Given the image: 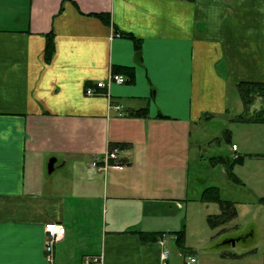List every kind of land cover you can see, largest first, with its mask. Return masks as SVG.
I'll return each instance as SVG.
<instances>
[{"label": "crops", "instance_id": "obj_1", "mask_svg": "<svg viewBox=\"0 0 264 264\" xmlns=\"http://www.w3.org/2000/svg\"><path fill=\"white\" fill-rule=\"evenodd\" d=\"M240 83L264 107V0H0V264H264V123L243 122L261 149L230 143L238 168L213 163L249 190L221 196L235 217L211 227L220 207L201 196L219 185L189 187L193 123L225 120L229 100L239 114ZM47 222L65 227L51 261Z\"/></svg>", "mask_w": 264, "mask_h": 264}, {"label": "rangeland", "instance_id": "obj_2", "mask_svg": "<svg viewBox=\"0 0 264 264\" xmlns=\"http://www.w3.org/2000/svg\"><path fill=\"white\" fill-rule=\"evenodd\" d=\"M248 92L250 91L248 90ZM253 103L254 101H251L248 104V111L250 113L258 111H255L254 109L251 110ZM228 104L230 105V111H228L225 120L215 118L212 120H204L198 125L193 123L191 135L189 136V187H192L191 185L194 183L206 186L207 183L215 182L221 189V196L234 197V199L248 202L246 199L249 195V190L247 191L238 185H234L235 187H232L229 183V179L225 176L223 166L219 164L214 165L213 163L214 161H219L222 158H229L233 161L236 156L239 155L234 151L231 153V142L237 143L240 148L242 145H259L261 149L263 136L260 135L258 137L256 133L253 138L247 137L243 132L245 127L243 124L244 121L240 122L234 119L235 113L239 112H235L234 101L229 100ZM199 155H201V157ZM242 158L243 161L244 159L246 160L245 156ZM239 164L240 162H236L234 165L236 166ZM236 168L238 167L236 166L235 169ZM260 189H262V186H260ZM190 201H192V199ZM246 228L247 225L245 222H242L241 230ZM256 228V239L258 240V233L261 234L262 226L259 228V224L257 222Z\"/></svg>", "mask_w": 264, "mask_h": 264}, {"label": "trees", "instance_id": "obj_3", "mask_svg": "<svg viewBox=\"0 0 264 264\" xmlns=\"http://www.w3.org/2000/svg\"><path fill=\"white\" fill-rule=\"evenodd\" d=\"M53 44L51 39H47L46 42V49H47V55H49L52 50ZM136 48H139V43L136 44ZM245 83V82H244ZM244 83H240L238 85L239 92L242 97V104L243 109L239 114H236L234 119L238 121H247V122H262L264 123V107L260 108L258 111L254 113H250L248 111V104L252 101L253 96L251 95L252 86H258L254 83H248L249 89L247 86H245ZM250 90V92H248ZM260 94L262 96V99L264 97V83L260 84L259 87ZM242 156H236V158L232 161L230 159L226 160L228 161L226 168L228 170V173L231 172L232 166L237 162H241ZM226 164V162H224ZM201 200L203 201H215L218 203L220 207V211L217 214H208L206 216L207 223L211 227H216L220 225H224L229 220H231L236 215V207H235V201L226 199L221 197L219 189L217 186H208L203 190ZM177 239L176 242L179 246L183 245V232L179 231L177 232Z\"/></svg>", "mask_w": 264, "mask_h": 264}, {"label": "built area", "instance_id": "obj_4", "mask_svg": "<svg viewBox=\"0 0 264 264\" xmlns=\"http://www.w3.org/2000/svg\"><path fill=\"white\" fill-rule=\"evenodd\" d=\"M127 80L128 79L125 78V76L117 73H110L108 76V83L110 81H114L117 83H124ZM105 85L106 82L104 79L98 80L95 83V88L87 87L85 89V93L87 95H94L98 93L97 89L104 88ZM114 107L119 108V105L114 104ZM232 148L236 149V145L232 144ZM119 153H120L119 147L115 146L104 153L93 155L89 162L90 166L98 170H105L110 161L118 158ZM44 232H45V239H44L45 257L48 261H51L53 257V246L55 242L64 235L65 227L58 222H47L44 224ZM166 256H167V251L163 250L161 253V258L165 259ZM98 260H99V256H95V255L84 256L81 264H94ZM193 262H195V257L188 255L183 264H193Z\"/></svg>", "mask_w": 264, "mask_h": 264}, {"label": "water", "instance_id": "obj_5", "mask_svg": "<svg viewBox=\"0 0 264 264\" xmlns=\"http://www.w3.org/2000/svg\"><path fill=\"white\" fill-rule=\"evenodd\" d=\"M139 57H140V53H139V52H136V53H135V59H134V60H135V62L138 63V64L140 63V59H139ZM51 165H52V161L49 162V169L51 168Z\"/></svg>", "mask_w": 264, "mask_h": 264}]
</instances>
